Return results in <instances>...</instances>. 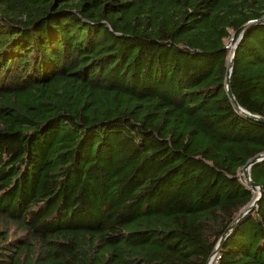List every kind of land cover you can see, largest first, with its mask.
Listing matches in <instances>:
<instances>
[{"label": "trees", "instance_id": "1", "mask_svg": "<svg viewBox=\"0 0 264 264\" xmlns=\"http://www.w3.org/2000/svg\"><path fill=\"white\" fill-rule=\"evenodd\" d=\"M264 0H0V264H206L255 196ZM256 206L213 264H264Z\"/></svg>", "mask_w": 264, "mask_h": 264}, {"label": "water", "instance_id": "2", "mask_svg": "<svg viewBox=\"0 0 264 264\" xmlns=\"http://www.w3.org/2000/svg\"><path fill=\"white\" fill-rule=\"evenodd\" d=\"M235 46H236V43L234 42L233 45L231 46V52H230V55H229V59H228V63H227V69H226V74H225V80H224V88H225V93H226V96L228 97V99L231 101V103L236 107L238 108L239 110H241L237 104H236V101L235 99L233 98V95L230 91V88H229V82H228V78H229V73H230V70H231V66H232V59H233V56H234V51H235ZM243 113H245L247 116L259 121V122H262L264 123V118L260 117V116H257V115H250L248 114L247 112L241 110ZM264 159V152L263 153H258L256 154L255 156H253L252 158H250L249 160H247L245 162V164L240 168L241 170H243L242 172V176H243V181L244 183L248 186V187H251V188H256L257 189V193L256 195L253 197V199L251 200V202L245 207L243 208V210H241L235 217L234 219L227 225V227L224 229L223 233L220 235L217 243L215 244L213 250L211 251L210 253V257H212L214 259V257L216 256L218 250H219V246L221 244V242L223 241V239L229 234V232L233 229V227L238 223V221L248 212L252 211L253 208L256 206V203H257V200L261 194V187L255 183H253L251 180H250V175H249V169H250V166L252 164H254L255 162H258V161H261ZM246 169V170H245ZM208 261V260H207ZM207 264V262H206Z\"/></svg>", "mask_w": 264, "mask_h": 264}, {"label": "rangeland", "instance_id": "3", "mask_svg": "<svg viewBox=\"0 0 264 264\" xmlns=\"http://www.w3.org/2000/svg\"><path fill=\"white\" fill-rule=\"evenodd\" d=\"M224 43H225V46L227 47V50L229 51V53L231 52V46L233 45V42L230 40V39H226L225 41H224ZM242 170L240 169V171H239V175H240V177H241V179L242 180H244L243 179V176H242ZM254 194L256 195V192H255V190H254ZM243 210V209H242ZM211 264H213V262L211 263Z\"/></svg>", "mask_w": 264, "mask_h": 264}, {"label": "bare ground", "instance_id": "4", "mask_svg": "<svg viewBox=\"0 0 264 264\" xmlns=\"http://www.w3.org/2000/svg\"><path fill=\"white\" fill-rule=\"evenodd\" d=\"M245 170H246V169H245ZM242 171H243V170H242ZM254 189H255V192L257 193V189H256V188H254ZM212 261H213V260H212V257H210L209 260H208V262H207V264H211Z\"/></svg>", "mask_w": 264, "mask_h": 264}, {"label": "built area", "instance_id": "5", "mask_svg": "<svg viewBox=\"0 0 264 264\" xmlns=\"http://www.w3.org/2000/svg\"><path fill=\"white\" fill-rule=\"evenodd\" d=\"M208 259H209V258H208ZM212 260H213L212 262L214 263V261H215V257H214V259L212 258Z\"/></svg>", "mask_w": 264, "mask_h": 264}]
</instances>
